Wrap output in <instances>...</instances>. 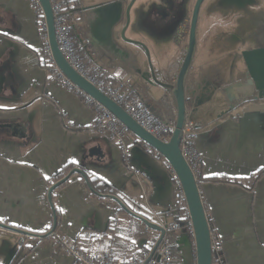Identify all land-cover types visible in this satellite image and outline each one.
I'll use <instances>...</instances> for the list:
<instances>
[{
	"label": "crops",
	"instance_id": "0c3cea01",
	"mask_svg": "<svg viewBox=\"0 0 264 264\" xmlns=\"http://www.w3.org/2000/svg\"><path fill=\"white\" fill-rule=\"evenodd\" d=\"M77 1L79 8L70 14L74 32L87 40L89 57L112 78L107 83L132 77L146 105L175 120L171 93L154 81L146 50L131 41L145 45L156 76L170 83L176 79L187 43H178L175 49L173 34L153 33L131 23L126 27L130 0ZM115 2L116 18H111V8L107 14L99 10ZM160 5L158 1L146 9V19L155 21ZM38 19L32 0H0V219L37 232L48 228L56 215L60 233L73 240L81 237L92 252L113 244L119 260L150 245L154 237L114 197L133 213L163 224L171 222L169 208L179 203L180 189L166 159L136 136L129 138L131 157L126 158L110 135L91 128L93 107L41 65ZM192 74L187 97L193 110L191 93L201 75L200 63L193 65ZM196 132L202 155L199 190L226 264H264V175L253 190L211 179L248 177L264 168V99L240 100L235 110ZM60 175L69 178L54 190L51 208L47 193ZM13 239L0 238V264H76L54 241L20 247L15 234ZM194 242L183 230L175 231L173 264H197Z\"/></svg>",
	"mask_w": 264,
	"mask_h": 264
},
{
	"label": "water",
	"instance_id": "95a60500",
	"mask_svg": "<svg viewBox=\"0 0 264 264\" xmlns=\"http://www.w3.org/2000/svg\"><path fill=\"white\" fill-rule=\"evenodd\" d=\"M38 1L44 12L48 28L49 43L56 65L75 85L113 112L136 137L157 150L170 164L180 180L189 215L192 220L197 250V264H213L211 228L199 190L198 181L180 148L183 131L187 125L188 119V73L192 66L196 51V29L199 12L205 0H196L195 2L191 16L189 43L183 59L180 62L179 72L175 81L173 83L162 81L159 77L155 76L153 66L151 64L149 65L154 81L171 93L176 106L177 118L175 128L168 141L155 137L140 126L122 106L100 91L95 85L82 77L70 66L62 54L56 39L52 1ZM158 1L163 2L164 0H130L125 10L126 27L130 25L131 17L133 18V23L136 22L140 24L147 10L156 6ZM216 2L219 6L215 9L224 11H234L236 8L245 6L247 3L246 0L242 2L240 0H216ZM117 6L118 3L115 2L100 6L99 10L107 14L111 11L109 9L111 8L113 9V12L110 13L111 18L113 16L116 18L119 13L118 8H116ZM215 14L217 16L222 15L218 11H216ZM255 38L260 40L262 44L261 47L243 49L242 51L223 49L221 53L219 52L214 56L208 53L207 56L202 57L200 61L201 75L195 87L192 89V94L195 98V106L193 108L194 119L191 127L197 129L203 124H209L218 120L227 112L233 111L237 106V102L240 100L264 99V30L257 34ZM131 42L140 45L149 55L144 44L138 41ZM227 70H229V73ZM74 172L83 175L81 169H75ZM67 179L68 176L49 188L48 199L51 208H54L52 200L53 191ZM114 198L126 211L138 217L147 226L160 231L161 235L153 249L154 252L165 234V229L148 218L133 213L122 201L116 197ZM55 226L56 215H54L53 230ZM0 228L23 234L29 233L24 229L7 225L1 221Z\"/></svg>",
	"mask_w": 264,
	"mask_h": 264
},
{
	"label": "built area",
	"instance_id": "2783aa9c",
	"mask_svg": "<svg viewBox=\"0 0 264 264\" xmlns=\"http://www.w3.org/2000/svg\"><path fill=\"white\" fill-rule=\"evenodd\" d=\"M33 1L37 3L36 7H40L39 1ZM52 8L55 19L56 39L70 66L82 77L95 85L100 91L109 96L117 104L122 106L140 126H142L155 137L167 141L171 131L175 127L174 121L160 118L146 105V103L136 93L132 84V77H128L126 80L121 81L116 86L107 87V85H105V78L102 74V68L99 65L89 63L86 60L88 42L87 40L80 38L77 34L72 32L70 13H65L62 11L58 3L52 2ZM45 42V51L47 52L48 57L53 61L52 51L50 50L47 38L45 39ZM56 75L69 89L77 93H82L84 95L85 102L95 108L96 120L94 123V128L99 132L108 133L116 141V143L120 145L121 148H123V153L125 155H129L131 151L129 138L132 135V132L129 130V128L103 104L75 85L58 68ZM195 136L196 130L194 129L188 128L184 131L181 141V151L186 161L189 163L192 171L197 176L200 174L199 165L201 162V155H199L194 146ZM168 165L172 170L173 177L177 178V184L180 186L177 173L173 170L169 163ZM186 221L190 228L193 227L190 216H186ZM178 227L179 224L176 222L170 224V228ZM147 229L151 234L155 233V230L148 227ZM64 240L65 238L63 241ZM19 242L22 243L23 239L19 240ZM214 248L218 249L216 246H214ZM76 250V248L75 250L70 249V251H67V254L75 255V257L80 259L81 264H115V250L113 247L103 253H98L91 256L85 254L84 252L80 254V252ZM148 251L149 250H145L143 257H137L135 255L124 257V259L121 261V264L172 263V254L169 247V239L167 237L163 238V241L161 242L154 258H149Z\"/></svg>",
	"mask_w": 264,
	"mask_h": 264
},
{
	"label": "rangeland",
	"instance_id": "374dc122",
	"mask_svg": "<svg viewBox=\"0 0 264 264\" xmlns=\"http://www.w3.org/2000/svg\"><path fill=\"white\" fill-rule=\"evenodd\" d=\"M38 1V0H37ZM52 1V0H51ZM194 0H192L193 2ZM53 2V1H52ZM196 2V1H195ZM213 3V5H212ZM32 4L35 6V9L37 10L38 12V9H40L42 11V14H43V18L42 19H38V24H39V27H40V30H41V33H42V49H41V52H42V55H41V58L43 56H45L46 58H48L50 61H51V65H53V70H55V73L54 75H56V72H57V68L58 66L56 65L54 59L53 61L48 57L47 55V52L45 51V39L47 38L48 39V43H49V37H48V28H47V24H46V20H45V16H44V12L42 10V7L40 5V7H36L37 3H35L33 0H32ZM40 4V3H39ZM59 4V3H58ZM195 4V3H194ZM60 5V4H59ZM219 6V4L216 2V0H205L202 5H201V9H200V16H199V23H198V26H197V49H196V52L197 53H200L201 57L197 59V62L194 61V64H198L200 63L202 57H205L207 56V54H211L212 56H214L215 54H218L219 52L221 53L224 50H237V48L239 49L240 47H246L248 46V44L250 42H253V38H251L250 42L248 43L247 40H245V38H249L250 34L254 31V25H253V22H252V19L251 17H249V15L245 12H236L234 13L233 10L231 11H224V10H220V9H215ZM260 6L264 8V0H260ZM193 7L194 5L191 3L190 6H189V9H192L193 10ZM212 7V8H211ZM60 9L62 10L61 6H60ZM63 11V10H62ZM71 11H64L65 13H70L71 14ZM218 11L219 13H221L223 16L227 17L231 26L226 28V29H221V28H213L211 27L212 23H213V19L214 18H219L220 16H217L215 14V12ZM39 17V16H38ZM182 17V18H181ZM180 17V21L183 19L184 16H181ZM71 19V18H70ZM177 22V21H176ZM180 23V22H179ZM178 22L175 23V27L177 26ZM71 25H72V22H71ZM71 29H72V32L74 34H76L74 32V28H73V25L71 26ZM78 35V34H77ZM79 36V35H78ZM80 37V36H79ZM82 38V37H80ZM84 39V38H82ZM86 40V39H84ZM188 40H185L184 42H182L181 44L179 45H184L186 43H188ZM58 42V41H57ZM88 44V43H87ZM59 45V44H58ZM178 43L177 41H175V49H177V46ZM49 47H50V43H49ZM50 50H51V47H50ZM61 50V49H60ZM176 51V50H175ZM62 52V51H61ZM63 54V53H62ZM64 55V54H63ZM65 57V56H64ZM66 58V57H65ZM67 60V59H66ZM86 60L89 62V63H92V64H96L93 60H91V58L89 57V54H88V49H87V57H86ZM98 65V64H97ZM57 67V68H56ZM59 69V68H58ZM60 70V69H59ZM227 72L229 73V70H227ZM53 74V73H52ZM102 74H103V77L105 78V85H107V87H110V86H116L118 85L121 81H117L113 84H108L107 81L109 80V78L111 77H108L105 73H104V70L102 69ZM54 75H51V76H54ZM57 80H59L63 85L64 83L58 78V77H55ZM112 79V78H111ZM127 79V78H126ZM125 79V80H126ZM133 84V83H132ZM65 86V85H64ZM67 87V86H65ZM68 88V87H67ZM69 89V88H68ZM71 90V89H70ZM82 90V89H81ZM73 91V90H72ZM75 92V91H74ZM77 93V92H76ZM80 94L82 97H83V100H84V95L82 93H78ZM192 94V93H191ZM85 102V100H84ZM187 103H188V97H187ZM85 104H87L85 102ZM88 105V104H87ZM88 106H91V105H88ZM93 107V106H91ZM187 108H188V105H187ZM93 109L95 110V108L93 107ZM151 109V108H150ZM152 110V109H151ZM235 110V109H234ZM153 111V110H152ZM155 112V111H154ZM156 113V112H155ZM95 114H96V110H95ZM160 118H163L165 119L164 117H162L161 115H159L158 113H156ZM193 117H194V113H193V110L192 108H188V119H187V125L184 129V131L188 128L190 129H194L193 127H191V124L193 123ZM177 118V116H176ZM95 120H96V115H95V119H94V122L91 126L92 129H94L95 131H97L95 128H94V123H95ZM174 121V126H175V123H176V119L173 120ZM67 124H70L69 121H67ZM175 128V127H174ZM198 129V128H197ZM197 129H194V130H197ZM174 130V129H173ZM173 130L171 131L170 135H169V138L173 132ZM184 131H183V135H184ZM99 132V131H97ZM99 133H106V132H99ZM108 134V133H107ZM132 135H134L133 133H131ZM109 135V134H108ZM183 135H182V138H183ZM135 136V135H134ZM111 137V136H110ZM196 137H197V132H196V136L194 137V146L197 150V152L199 153V155H201L197 145H196ZM112 138V137H111ZM138 138V137H137ZM168 138V140H169ZM113 139V138H112ZM139 139V138H138ZM114 140V139H113ZM141 140V139H140ZM167 140V141H168ZM142 141V140H141ZM182 141V139H181ZM114 142L116 143V141L114 140ZM144 142V141H143ZM145 143V142H144ZM117 144V143H116ZM118 145V144H117ZM120 148L121 146L118 145ZM145 146L147 147V149L151 150V149H154L152 148L149 144L145 143ZM150 146V148H149ZM130 148H131V145H130ZM180 148H181V143H180ZM122 152H123V148H121ZM159 152L157 151V155H160V153L158 154ZM123 155L126 157V158H130L131 157V151H130V154L129 155H125L123 153ZM199 169H200V174L199 175H195L197 181H198V178L201 176V166H202V155H201V162H200V165H199ZM194 173V172H193ZM67 177V176H66ZM65 177H63L62 179H64ZM69 178V176H68ZM62 179H60L59 181H61ZM175 182H176V185L177 187L180 189V198H179V203L171 208H169V212L172 214L170 215L171 217V222H165L163 224H160V223H156L154 221V223L162 226L164 229H165V234L164 236L162 237L159 245L157 246L156 250L153 252V249L161 235L160 231L156 230V229H153L149 226H147L143 221H142V224L144 226V229L145 231L147 232V234H149L151 237H154V239L152 240V243L150 245H147V246H144L142 247L141 249L139 250H136V251H133V252H130V253H127L125 255H123L119 260H117V257H116V250H115V247L114 245L112 244L110 247H108L106 250L110 249L111 247L114 248L115 250V264H121V261L124 259V257H128V256H137V257H143L144 256V253H145V250H149V258H154L157 254V251H158V248L161 244V242L163 241V238L164 237H167L169 239V247H170V250H171V254H172V263L174 262V258H173V241H174V234H175V231H178V230H181V227H180V224H179V220L183 217H181V214L179 212V205L181 202L185 201V197H184V192H183V189L181 187V184L180 186L177 184V178L175 177ZM179 179V178H178ZM57 181V182H59ZM66 181V180H65ZM64 181V182H65ZM180 181V180H179ZM63 182V183H64ZM62 184V183H61ZM60 184V185H61ZM59 185V186H60ZM58 186V187H59ZM54 192V191H53ZM183 196V197H182ZM47 198H48V193H47ZM52 200H53V194H52ZM49 201V199H48ZM50 204V203H49ZM53 204H54V201H53ZM51 206V205H50ZM186 206H187V203H186ZM186 216H190L189 215V210H188V206H187V210H186ZM119 214H116L115 215V222L116 224H118L117 222L119 221ZM185 220H186V217H185ZM1 222L7 224V225H11V224H8V222H5L4 220L0 219ZM178 223L179 224V227L178 228H170V224L172 223ZM53 223H54V218H53V221L51 223V225L46 228L45 230H47V232L45 234H42V235H37V234H34L33 231L31 230H27V229H24L26 231H28L29 233H26V234H23V233H18V232H14V231H10V230H7V229H3V228H0V238L2 239H7L8 241L10 242H14V234L17 236V244L18 246L20 247H26L27 243L29 242H34V243H39L40 241H44V240H51V241H54L55 244H56V247L57 249L61 252V253H64L65 255L71 257L74 262L76 264H81L80 262V259L75 257V255H70V254H67V251H70L71 250H75V248L77 249L76 251H79L80 254L81 253H85L89 256L91 255H95V254H98V253H103L105 251H102V252H92L88 245H86V243L80 238H77V239H71L70 237H68L67 235L63 234V233H60L59 231V220L58 218L56 217V226L53 230ZM187 223V221H186ZM188 225V224H187ZM11 226H14V225H11ZM14 227H18V226H14ZM148 228H151L153 230H155V233L154 234H151L149 231H148ZM189 227V226H188ZM20 229H23L21 227H19ZM190 228V227H189ZM190 229H192L193 231V227H191ZM14 233V234H13ZM194 233V231H193ZM211 234H212V231H211ZM82 235V234H81ZM110 237H111V240L112 242H115L116 241V237L115 235H113V233L110 234ZM195 237V235H194ZM65 238V240L63 241V239ZM23 239V242L20 243L19 240ZM195 241V240H194ZM195 243V246H196V242ZM214 246H216L218 249L214 248ZM212 248H213V255H214V258H215V262L213 261V264H226L225 262V259L223 257V250H222V245H221V241L220 239L212 234ZM219 254H218V253Z\"/></svg>",
	"mask_w": 264,
	"mask_h": 264
},
{
	"label": "flooded vegetation",
	"instance_id": "af4514ba",
	"mask_svg": "<svg viewBox=\"0 0 264 264\" xmlns=\"http://www.w3.org/2000/svg\"><path fill=\"white\" fill-rule=\"evenodd\" d=\"M195 1L196 0H194L193 2L192 0H189V1L188 0H164L163 2H161L160 6H157L155 10V19H154L155 21H153V19H146L147 18L146 17L147 14H146L144 19L141 20L142 22H140V24H137L136 22L132 23L133 22L132 17H131L130 23L134 26L140 25L144 28L146 27L150 32H153V33H159L161 31H165L166 33L173 34L172 39L174 43L175 41H177V43H182L188 38L190 39L191 16H192L193 10L189 9V6L191 3L195 5L194 4ZM240 1L242 2L243 0H240ZM246 1H247L246 5L236 8L234 10V13L245 12L249 15V17H251L253 25H254V31L250 34L249 38H245V40H247V42L249 43L251 41L250 39L253 38V42H250L248 46L246 47H240L239 49L237 48L238 51H242L243 49H255V48L262 46L260 40H257L255 37H257V34H259L260 32H263L264 30V8L260 6V0H246ZM152 10L150 9L151 14H152ZM181 16H184V17L180 21L179 19ZM199 16H200V12H199ZM176 21L178 22V24L175 27V23H177ZM156 22L157 23L162 22L161 23L162 25H156L155 24ZM198 23H199V17H198L197 26H198ZM196 39H197V29H196ZM188 43H189V40H188ZM188 43H187V46H188ZM186 48H185V52H186ZM196 49H197V45H196ZM146 55L148 59V64L152 65V59H151L150 53L149 55L148 53H146ZM196 55H197V52L195 51V56H194L190 71L188 73V77L194 76L192 74V70H193L194 61L197 62V59H198ZM183 56H182V59H183ZM155 76H156V73H155Z\"/></svg>",
	"mask_w": 264,
	"mask_h": 264
},
{
	"label": "trees",
	"instance_id": "16d2710c",
	"mask_svg": "<svg viewBox=\"0 0 264 264\" xmlns=\"http://www.w3.org/2000/svg\"><path fill=\"white\" fill-rule=\"evenodd\" d=\"M52 1L54 3H59L63 11H70V10H75V9L79 8V3L77 0H52ZM38 16H39V19L43 18V14H42V11L40 9H38ZM41 65L44 68H46L50 72L51 75H54L55 70H53V65H51V61L48 58H46L45 56H43L41 58ZM52 77H57V76L54 75ZM187 105H188V103H187ZM141 142H143V141H141ZM150 151L152 153L157 154V150H155V149H151ZM158 156L163 158V156L161 154ZM263 175H264V168L252 173L248 177L231 178V177H226V176H214L211 179L214 181H218V182H225V183H231L234 185H238V186H241L247 190H253L257 181ZM63 177H64V175H60L57 180H60ZM82 178L88 183L91 182V181H89L88 177L84 174L82 175ZM186 210H187L186 202L183 201L179 205V212L181 214V217H183L179 220V224H180L181 230L188 233L194 241L195 240L194 233H193L192 229H190L188 227L186 220H185ZM46 232H47V230H43V231L34 232V234L42 235V234H45ZM213 261L215 262L214 255H213Z\"/></svg>",
	"mask_w": 264,
	"mask_h": 264
},
{
	"label": "clouds",
	"instance_id": "9594fccd",
	"mask_svg": "<svg viewBox=\"0 0 264 264\" xmlns=\"http://www.w3.org/2000/svg\"><path fill=\"white\" fill-rule=\"evenodd\" d=\"M230 26H231V24H230L228 18L223 16V15H221L219 18H214L213 23L211 25V27H213V28H221V29H226Z\"/></svg>",
	"mask_w": 264,
	"mask_h": 264
},
{
	"label": "bare ground",
	"instance_id": "6f19581e",
	"mask_svg": "<svg viewBox=\"0 0 264 264\" xmlns=\"http://www.w3.org/2000/svg\"><path fill=\"white\" fill-rule=\"evenodd\" d=\"M173 260V259H172Z\"/></svg>",
	"mask_w": 264,
	"mask_h": 264
}]
</instances>
